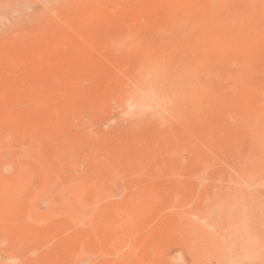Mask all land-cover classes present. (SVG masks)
<instances>
[{"label":"bare ground","instance_id":"bare-ground-1","mask_svg":"<svg viewBox=\"0 0 264 264\" xmlns=\"http://www.w3.org/2000/svg\"><path fill=\"white\" fill-rule=\"evenodd\" d=\"M101 1L103 3V0H98L95 5H93L94 2L86 1L73 4L72 11L75 16L84 7L90 6L92 8L81 12V17L78 19L79 24L73 21H65L64 24L62 23L63 26L60 31L54 33L45 29L44 32L42 31L44 38L26 40L28 43L23 44V46L17 45L18 48L9 46V43L8 48L5 49V54L0 58V63H8L9 66L11 65L16 69L11 73L0 72V147L9 144H16L20 147L19 151L16 150L17 153L11 156H6L0 151V249L9 251L11 258L17 256L19 252H26L27 261L22 264H76L77 258L83 255V252L90 253L83 245L86 242L85 239L90 240V244L87 241L88 247L94 243L99 255H112L113 260L108 258L109 263L106 264H128L126 263L128 253L123 251L129 240L139 239L135 227L140 222L141 211L154 220V228L146 237L152 238L155 243L151 246L147 245V251L150 250L149 252L155 253V255L159 254V256L163 255V258H167L170 257L175 242L182 240L181 227L166 218L161 219L156 207L159 205L175 207L179 203L194 197L197 191L198 176H189L186 178L187 181L183 182L181 179L184 176L181 178V175L169 173L170 176L168 175V177L171 178L170 182L173 184V188L169 191H165L163 185L155 187L146 182L134 183L130 184V187L133 186L136 189L133 194L124 199H112L108 192L111 169L124 156L121 157V152L112 147L101 149V152L98 151L99 149L95 148L94 150L93 148L86 154H79L75 149L82 143L81 139L79 141L71 138L73 135H67V131L64 129V124L66 125L74 117L77 107L82 102L86 103L85 101H87L94 109L102 110L111 104L110 100L113 98H116L119 103L122 101L123 104H128L130 101L128 99L134 96L138 99L139 111L142 110V105L145 102L157 103L161 106L164 115L168 114L180 119V127L185 130L184 135H181L184 137H161L158 140L159 144L166 146L174 141H186L193 148L195 161H198L200 155V150L197 149L198 143L205 142L208 145V139H205V134L201 133L202 129H199V126L197 127L192 119L209 114L212 118L206 122L203 131L217 130L220 132L226 129L223 126L224 121H222L221 115L229 112L230 106L236 105L243 120L239 127H236L238 125L235 126L237 128L235 129L236 131L238 128L246 131L249 135V144L254 148L251 155L247 154L248 159L256 163L255 160L259 154L264 153V79H255L252 76L264 66V0H239L236 6H232L233 3L230 0H174L176 2L175 9L167 12L168 15L164 13L162 17L165 18L164 21L167 20V23L172 21L173 19L170 20L169 17L168 20L166 17L173 16L174 13V17H176L179 12L184 20H190L192 29H197L199 24H205V26L196 34L193 32L196 35L194 43L182 42L180 45L177 42L176 45L179 44L180 47H176L178 54L172 60H174L173 67L178 68L179 71H176L177 75L175 74L174 77L171 76L174 68L172 70L171 67H168L166 63L168 61L165 60L166 55L164 56L160 52L158 57L144 58L141 61L140 70H142L137 71L138 76L143 77V81L140 83L144 82L145 79V82L148 81L149 83L150 79L149 84L138 82V77L136 78L133 72L134 66L132 68L129 65V60L126 57L116 61L111 58L110 53L113 49L120 47L118 40L120 38L128 40L136 39L139 36L141 39V28L148 27V25L143 21V17H140V14L145 16L144 20H148L152 15H155L156 19L155 13L159 9L165 10L168 0H141L142 2L140 1V4L137 5L140 6L139 11L135 10L138 7L134 9L138 13L130 16L131 20L129 22L128 19L124 29L114 27L110 29L107 26L96 25L97 21H106V23L110 21L107 13L103 11L105 9H102ZM213 3L217 6L215 10H212ZM117 4L119 5V2ZM221 6H227L230 9L224 17L219 14L218 7ZM118 9L120 15L123 16L120 8ZM125 11L127 10L125 9ZM69 18L67 20H70ZM139 18L144 23L143 27V23L138 22ZM76 19L77 17L74 20ZM51 21L49 20V22ZM121 21H124L123 18ZM180 21L179 23H182V20ZM116 22L119 21L116 20ZM117 25L119 27L120 22ZM169 25L171 24L169 23ZM32 29L34 28L31 27ZM172 32L174 33L171 31L169 35ZM93 33H97L98 37L100 34L101 38L96 39L98 41L91 39L90 36ZM161 33L163 34V31ZM14 38L15 36L12 39ZM24 38L27 39V36ZM149 38L152 39L151 35ZM12 39L9 38L10 41ZM18 41L21 43L17 39V44ZM134 41L135 43L130 41L129 43H134V48L137 51L148 50L149 47L151 49V46L147 45L151 40H147L148 42L145 43L149 46L148 48L140 43L142 40ZM160 43L162 44V42ZM160 45H157V48ZM65 49L71 52L68 53L69 55H65V58L60 59L58 55L61 54L62 56ZM126 49L128 50V48ZM128 54L127 57L130 56ZM131 62L133 63V61ZM101 63L102 66L103 63L110 66L109 70L96 71L95 69H98ZM223 64H227L232 70V74L228 78L231 82V90L227 95H222L218 84L220 81L218 68H221ZM56 67H59V70L62 68L69 75L55 76L54 78L48 76L46 71ZM105 75L109 81L118 82L117 87H114L115 89H112L111 92L109 91L108 98H93L84 92L83 82L95 83L97 78L100 79L101 76ZM119 75L124 76L125 80L127 79L132 83L131 87L127 85L130 87L129 90L125 88L124 79L119 78ZM47 76L53 81V86L49 84L52 87L41 88L40 81H43ZM29 77H31V83H28ZM175 77L179 79L183 77L186 82L180 84L178 79L173 86L169 87V92L161 93L160 88L162 89V86L174 81ZM213 80L214 83L217 82L215 85L212 84ZM25 82L28 85L23 87ZM242 82L246 84L244 88L241 87ZM104 83L106 82L104 81ZM93 88L94 86L92 90H94ZM17 104H21L20 108H17ZM116 107L118 106L116 105ZM95 118L93 117V119ZM83 119L80 122H83L82 124H84ZM242 137L237 134L233 140L241 144ZM86 138L84 143H86ZM48 141L52 142L54 146L49 144V147L50 145L53 147L49 150H43L41 145ZM22 142H25L26 145L22 146ZM90 143L89 141L88 144ZM196 143L197 145H195ZM88 144L87 146H89ZM155 145L157 144L155 143ZM119 149L121 150V148ZM155 154L154 151L150 152V150L145 152L143 156L138 154L137 156L141 158L135 163V167L141 168L146 159L157 160L158 155ZM87 158L94 160L95 164L91 167L88 164L89 168L80 169ZM77 166L80 168H76ZM69 168H72L73 172L65 174V169ZM139 171L141 170L139 169ZM34 179L37 186L31 188V182ZM118 212L125 213L130 217L128 227L124 228V220ZM141 237L140 240L144 239ZM144 241L147 240L144 239ZM144 246L140 247L143 248ZM137 248L140 249L139 246ZM138 252L140 251L138 250ZM17 259L20 261L21 258ZM62 259H68L66 260L67 263H61ZM11 260L4 261L0 258V264H14Z\"/></svg>","mask_w":264,"mask_h":264},{"label":"rangeland","instance_id":"rangeland-1","mask_svg":"<svg viewBox=\"0 0 264 264\" xmlns=\"http://www.w3.org/2000/svg\"><path fill=\"white\" fill-rule=\"evenodd\" d=\"M80 1L94 2L93 5H95V3L98 0L97 1L96 0H0V12H1L0 13V47H1L0 52L3 50L2 53H0L1 55L0 58H2V56L5 54L6 52L5 49L8 48L9 43H10L9 46L13 48H18L17 45L23 46V44L24 45L27 44L28 42L26 43V40L28 41L29 39L34 40V39L44 38L43 36L44 34L42 33V31L44 32L45 29L48 32L51 31L56 33V31L57 32L60 31L65 21H73L76 24L80 22L78 19H80L81 17L80 15L82 14L81 12H85V10L87 11L92 9L90 6H88L89 8L84 7L82 10H79L75 16V13L72 11V6L73 4ZM110 1L111 0H109V2L108 0H103V3L101 1L102 9L103 8L105 9L103 11L107 13V15L110 18V21L107 22L108 24L106 23V21H97L96 25H99L101 27L107 26L110 29H113V27L116 29L117 28L124 29L125 28L124 26L127 24L128 19L129 22L131 20L130 16H133L138 13L137 11H139L140 6L138 7L137 5L140 4L141 0L138 1L112 0L111 2ZM142 1H146V0H142ZM178 1H184V0H178ZM217 1H221V0H217ZM230 1L233 3L232 6H236L239 2V0H230ZM118 2L119 5L117 4ZM175 3L176 2L174 0L173 1L168 0L167 5L165 6V10L159 9L157 12L155 11L156 19H155V15H152L150 18H148V20L147 19L144 20L145 16H143V14H140L141 16L139 15L141 18L143 17L142 18L143 21H145L148 25V27L147 26L144 27L149 28V29L146 28L147 29L146 31V29L143 27L144 23L139 18L138 22L141 24L143 23L142 24L143 28H141V33H140L142 34L140 35V37L141 36L142 37L140 39L138 36L139 41L142 40L140 43L146 46V48L149 47L147 45H150L151 49H149L150 48L149 47L148 50L145 49L140 50L145 53L140 52L138 50L140 52L139 55L137 49L134 48L135 46L134 40L138 41V38L136 39L133 38L128 40L126 38L125 39L120 38L118 39L120 43V47L113 49L110 53L111 58H113L116 61L123 60L125 59V57L127 60H129L130 63L129 65L132 68L134 66L133 72L136 78L138 77L137 79L139 83L140 81H143V77L141 75L139 77L138 76L139 73L137 71L140 72L142 70V69L140 70L142 66L141 61H143L144 58L147 59L150 57H158L160 56V53L164 56L166 55L165 60L168 61L166 63L168 67H171L170 69L173 70L174 60L172 59L175 55L178 54L177 51L178 49L176 47H180L179 44L181 45L182 42L194 43L196 37V35L194 34H196L198 30H200L205 26V24L204 25L199 24L197 29H192V25H190L191 24L190 20L188 21L184 20L179 12L176 14L177 18L174 17L175 13L173 16L169 14L170 16L166 17L168 15L167 12L171 10L174 11ZM137 7L138 9H135ZM118 8H120L122 15L124 14L123 16L120 15V11ZM218 8H219V14L222 17L226 16L230 10L229 7L227 6H221ZM125 9L127 11L129 10V12L125 11ZM134 9L137 11H134ZM215 9H217V6L215 3H213L212 10ZM164 13L165 14L167 13V15L165 16L166 19L170 17V20L172 19L173 20L168 21V23L167 20L164 21L165 18L164 19L162 18ZM54 14L58 18L54 17L55 16ZM51 15L52 17L51 19H49ZM71 15L73 16V18ZM65 16L67 18L70 17L69 18L70 20H67ZM75 17H77L76 20H74ZM120 17L123 18L124 20L123 22L121 21L122 18ZM151 18L153 19V21L155 19L154 21L155 24L153 21H151L152 20ZM179 19L182 20L183 25L182 23H179L181 22ZM49 20H52L51 22L53 23L49 22ZM116 20L120 22L119 27H118L119 24L116 26V24L119 23L116 22ZM148 21L150 22L149 24ZM158 21L160 25L158 24ZM162 22L164 27L162 26ZM169 23L173 26V29L172 26L169 25ZM31 27L35 29V30L32 29L34 32L31 30ZM168 30L170 32L174 31L175 34L172 32V34L169 35L170 32ZM161 31H163V34L165 36L161 33ZM32 32H33V36H32ZM35 32L38 35V36L36 35V38L34 36ZM193 32L195 33L193 34ZM23 35L27 36V39L24 38L25 36ZM97 35H98L97 33H93L90 36V38L92 37L91 39L98 41L101 38V36L100 34L99 37ZM146 35H148L147 38ZM149 35H151L152 39L149 38ZM13 36H15L16 39L15 38L12 39ZM95 36H97L98 38ZM9 38L12 40L10 41ZM17 39H19L21 43L18 41L19 43L17 44L16 42ZM147 40L148 41L151 40V42L145 45V43L148 42ZM129 41L134 42L132 43L133 45L130 44ZM160 42H162V44ZM177 42L179 43L178 45H176ZM160 44L161 45L164 44V45L161 46ZM157 45H160V47L157 48ZM170 46L171 49H169ZM126 48H128V50ZM156 50H157V54H156ZM163 51L168 53L166 54ZM64 52H62V56L61 54L58 55L60 59L63 58L65 55L66 56L69 55L68 53H70L71 51L65 49ZM127 54L128 56L129 55L130 56L127 57ZM130 60L133 61V63ZM103 64L104 65L102 66L101 63V66H99L98 69L95 70L96 71L100 70L102 72L109 70L110 66H107V64L105 63ZM0 65H1L0 72L3 71L5 73H11L13 72V70H16L11 65L9 66L8 63L3 62L0 63ZM61 69L62 68H60L59 70V67H56L53 68V70L51 69L48 70L49 72L46 71V73L48 74V76H51L53 78L55 76L57 77L65 76L68 74L65 70L63 69L61 70ZM174 70L172 71V75H171L173 77L179 71V69L174 68ZM218 70L220 74L219 75L220 81L218 84L220 86L221 93L222 95H227V93H229L231 90V82L230 79H228L229 76L232 74L231 67L228 66L227 64H223L221 68L220 67L218 68ZM256 73L257 74L255 73L253 74L256 75L257 77L252 75L253 77H255V79L257 78L264 79V66L262 69L257 70ZM31 77H29L28 83H31L30 80ZM118 77L119 78L121 77L122 80L124 79V76L119 75ZM47 78H45L43 81H40L41 84L40 83L39 84L41 88H50L48 86L51 85L53 86V81ZM105 78H107V75L103 77L101 76L100 79L97 78V80H95V83L89 81L83 82L82 86H84L83 88L85 90L84 92L90 94V96L93 98H103V99L108 98L112 89H115L114 87H117L118 82L109 81L108 78L107 79ZM180 78L181 79L176 78L174 81L169 82L170 84L167 83L165 86H162V89L160 88V92L164 94L169 92V87L173 86V84L176 83L178 79L180 84L186 82V79H183V77ZM31 79H33V77ZM103 79L107 84L104 83ZM124 81H123V85L125 86V88L129 90L132 83L127 79L126 80L124 79ZM149 81L151 82L150 79ZM144 82L141 83L144 84ZM26 83L27 82L24 83L23 87L28 85V83L27 84ZM103 83L104 86H102ZM147 83L148 81L145 82V84ZM216 83L217 82L214 83L213 80L212 84L215 85ZM243 83L244 82L241 83V87L244 88L246 84ZM95 84L98 85L99 87L96 86ZM92 85L94 86L93 88L94 90H92L93 87ZM127 85H129L130 87ZM100 89H102L103 91L101 92ZM95 91L97 92V94ZM91 93L93 94L91 95ZM105 94L106 96H104ZM111 100H110L111 104L109 103L110 105L108 104L109 106L102 108V110L94 109V107H92V105L87 101H85L86 103L82 102L81 105L82 104L83 105L77 107L74 113L75 114L74 117H72V119H70L66 123V125L64 124V129L65 131H67L66 132L67 135L70 136L73 135L71 138L79 141L81 139L82 143H80L76 147L77 149L79 147L80 148L78 150L75 149L79 154H86L87 152L93 150V148L94 150L95 148H97V150L99 149L98 151L101 152V149L112 147L116 151L121 152L122 154L121 157L124 156V158H121L119 162L116 164V166L111 169V178L109 180L108 192H109V196L112 199L113 198L124 199L130 196L131 194H133L136 191V189L135 187L131 186L133 187L132 190L130 184H134V183L142 184L143 182H146L149 183L150 185H154L155 187L163 185V187L165 186L164 187L165 191H169L173 188V184L170 182L171 178L168 177V175L170 176V174H175V175L178 174L181 175V178L182 176H184L182 178L183 180L181 179V181L183 182L187 181L186 178H189V176H198L197 191L194 194V197L179 203L175 207H168L167 205H159L158 207H156L157 213L159 214V217L161 216L160 217L161 219L166 218L170 222H173L174 224L181 227L182 240L175 242V244L172 247V253L170 254V257L168 256L167 258H163V255L159 256V254L155 255V253L149 252L150 250L147 251L146 249L147 245L151 246L155 243L153 242L152 238L150 239L147 238L148 235L151 233V230L154 228V223H153L154 220L150 216H148L149 217L148 218L146 214L144 212L143 214L141 211L139 218L140 222L135 227L139 239L129 240V243L127 244L126 248L123 251V252L127 251L128 253L126 263L128 264H264V153L259 154L258 158H256L257 160H255L256 163L248 159L247 156L251 155V153L254 151V148L249 144L248 141L249 135L247 134L246 131L240 130L239 128L236 131L237 129L236 127H239L241 121L243 120L239 114V110H237L238 107L236 105L230 106V108L228 109L229 112L225 113L224 115H221L223 119L222 121H224L223 126H225L226 129H223L220 132H218L217 130L206 131V132L203 131L204 130L203 127L205 126L206 122H208L209 119L212 118V116L209 114L201 115L196 117L195 119H192L193 120L192 122L197 127L199 126L198 127L199 129H202L201 133L205 134V139H208L207 142L208 145L205 142L198 143L197 149L200 150V155L198 161H195V154L194 151H192L193 148L190 146L189 143L187 144L186 141L178 140L170 144H167L166 146L164 144H162L164 146H161V144H159L158 140L161 137H166V138L167 136L174 138L184 137L181 136L184 135L185 130H183V128L180 127L181 126L180 119L169 116L168 114L164 115L163 112L161 111V106L157 105V103L145 102L142 105V110L139 111L138 99L134 96L128 99L130 100L128 101V104H123L122 101H120L119 103V101L116 98H113ZM116 105L118 107H116ZM126 105L128 108L126 107ZM20 106L21 104L19 105L17 104V108H20ZM120 106H122L123 108ZM136 108L138 109V111ZM95 116L97 117L95 118ZM93 117L95 119H93ZM81 119H83L84 124H82L83 122L80 123L82 121ZM237 134L239 136H243L241 138L242 143L244 141L243 144L242 143L239 144L240 142L236 143L233 140V138L235 139V136ZM244 136L245 137L247 136L246 137L247 139ZM84 137L85 138L87 137L86 138L87 144L89 143V141L91 142L90 144H88L89 146H87V144L84 143L85 142ZM244 138L246 139V141ZM155 143L157 145H155ZM49 144L54 146L52 142L48 141L46 143L44 142L41 145V148L43 150H49L53 147L51 145L49 147ZM21 145L25 146L26 144L25 142H22ZM195 145H197V143ZM4 146L0 147V151L3 152L6 156L14 155V153L16 154L17 151H19L20 149V147L18 145L16 146V144L14 145L9 144ZM119 148H121V150ZM149 150L150 152L154 151V154L156 153L155 155H158V158L157 160L146 159L144 163H142L141 168H139L141 171H139V169L135 167V163L138 161L139 158H141L140 157L141 155L143 156V154H145V152H149ZM99 154L102 156L101 153ZM138 154H140V156H137ZM88 164L91 167L95 164V161L90 158H87L85 159L83 165H81V168L80 166H77L76 168L79 167L80 169H83L85 167H88L89 166ZM65 171H64L65 174H67L69 172L70 173L73 172V169L69 168V169H65ZM160 173L162 174L160 175ZM146 175L147 177H144ZM32 182H31L32 184L31 188H35L37 186V182L35 181V179ZM152 209H154V207H152ZM118 213L122 215V218L124 220L123 221L124 228L128 227L129 225L128 223L131 220L130 217L125 213H121V212ZM59 219L62 220L60 217ZM140 237L144 238L147 241H144V239H141L142 240L141 241ZM84 241L86 242H84L83 245H85L84 246L85 249L87 251H90V253L85 252L86 253L85 254L83 252V255L78 257L79 259L77 258L76 262L78 263L79 260L78 264H102V262L103 264H106L109 263V260H107L108 258H110L111 261L113 260V257H111L112 255L111 256L109 254H104V256L99 255L96 252L94 243H91V245H89L88 247L87 241L90 244V240L85 239ZM138 246L140 249L137 248ZM140 246H144L143 248L146 251ZM138 250L140 252H138ZM88 254L90 255L88 256ZM10 256L11 255H9V251L5 249L3 250L0 249V258H2V260L4 261L11 260L13 257L11 258ZM19 257L21 258L20 261L17 259ZM26 258H27L26 252L24 253L19 252L17 253V256H15L11 260V262H13L14 264L26 263L27 261ZM104 259L106 260L104 261ZM66 260L62 259L61 263L62 262L67 263Z\"/></svg>","mask_w":264,"mask_h":264}]
</instances>
